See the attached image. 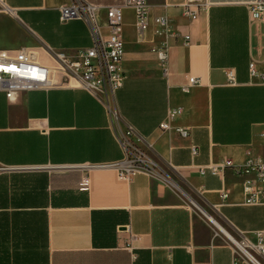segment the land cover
<instances>
[{
    "label": "crops",
    "instance_id": "crops-1",
    "mask_svg": "<svg viewBox=\"0 0 264 264\" xmlns=\"http://www.w3.org/2000/svg\"><path fill=\"white\" fill-rule=\"evenodd\" d=\"M70 1L0 0V51L24 49L48 64L45 52H82L92 42L86 21L59 20ZM201 1L187 17L186 0H147L142 39L133 10H122L116 119L84 88H36L13 100L0 90V264H253L234 241L254 240L264 227V206L244 204L251 175L199 168L264 157V23L250 20L251 0ZM160 14L179 34L166 73L155 52ZM97 19L105 33L104 8ZM33 39L43 50H33ZM190 77L200 83L183 89ZM127 127L158 173L123 179L110 166L124 155L116 133Z\"/></svg>",
    "mask_w": 264,
    "mask_h": 264
},
{
    "label": "built area",
    "instance_id": "built-area-1",
    "mask_svg": "<svg viewBox=\"0 0 264 264\" xmlns=\"http://www.w3.org/2000/svg\"><path fill=\"white\" fill-rule=\"evenodd\" d=\"M183 4V15L192 17L197 14L206 3L201 0H186ZM250 20L264 23V0H251L245 4ZM101 8L105 10V33L102 32L97 14ZM131 8L136 19V28L140 39L148 22L150 5L147 0H120L112 5L102 6L84 0H71L69 4L59 9V20L66 22L68 19L86 21L90 35L91 45L75 56L66 55L64 52H47L51 65L34 60L33 53L19 49L14 53L0 51V90L5 92L9 100L23 91L46 89L54 85L76 86L84 88L89 93L102 98L107 110L114 118L117 114L111 107L112 96L117 87L122 85L124 75L120 70V61L124 55L121 12ZM156 33L163 36V41L155 52L159 62L164 65L167 59V47L171 41L177 39L178 33L173 29L169 18L163 14L153 17ZM187 41L188 36H183ZM253 63L250 72L253 73ZM264 82V78L260 77ZM188 86L200 83L197 77H190ZM169 112V117L180 112ZM161 130L169 129L166 120L159 124ZM179 135L188 136L187 128L177 127ZM134 130L127 127L116 133V139L124 150V155L110 166L115 169L118 177L129 179L136 173L147 176L160 171V166L153 159L150 152L133 140ZM191 153H196L191 147ZM89 165L80 168L86 169ZM228 167H233L235 172L250 174L244 179L242 189L245 196L244 204L264 206V157H249L243 165H233L231 160H221L212 165L200 167L199 172H208L213 175H222ZM89 178L83 177L81 186L86 189ZM254 240L242 236L236 243L237 252L243 261L253 264H264V227L254 233ZM257 262V263H255Z\"/></svg>",
    "mask_w": 264,
    "mask_h": 264
},
{
    "label": "rangeland",
    "instance_id": "rangeland-1",
    "mask_svg": "<svg viewBox=\"0 0 264 264\" xmlns=\"http://www.w3.org/2000/svg\"><path fill=\"white\" fill-rule=\"evenodd\" d=\"M35 48L43 50L42 47L40 46L39 42L36 41V39H33V50H35ZM40 56H42V55H40ZM49 62H50V58H49ZM46 64H48V63H46ZM49 65H51V64L49 63ZM114 119H116V118H114Z\"/></svg>",
    "mask_w": 264,
    "mask_h": 264
},
{
    "label": "bare ground",
    "instance_id": "bare-ground-1",
    "mask_svg": "<svg viewBox=\"0 0 264 264\" xmlns=\"http://www.w3.org/2000/svg\"><path fill=\"white\" fill-rule=\"evenodd\" d=\"M46 53V56H47V58L49 59V55H48V53L47 52H45ZM33 58H34V60H37V61H41L42 62V60H40L38 57H36V56H33ZM171 112H175L174 110L173 111H171ZM234 240V239H233ZM236 243H239V241H237V240H234ZM255 263H257V262H255Z\"/></svg>",
    "mask_w": 264,
    "mask_h": 264
}]
</instances>
